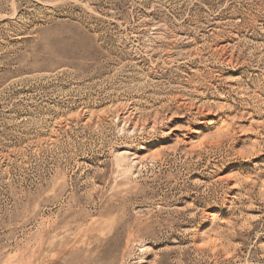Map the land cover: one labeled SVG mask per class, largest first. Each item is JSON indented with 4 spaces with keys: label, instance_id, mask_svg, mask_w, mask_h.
<instances>
[{
    "label": "rangeland",
    "instance_id": "rangeland-1",
    "mask_svg": "<svg viewBox=\"0 0 264 264\" xmlns=\"http://www.w3.org/2000/svg\"><path fill=\"white\" fill-rule=\"evenodd\" d=\"M0 264H264V0H0Z\"/></svg>",
    "mask_w": 264,
    "mask_h": 264
}]
</instances>
